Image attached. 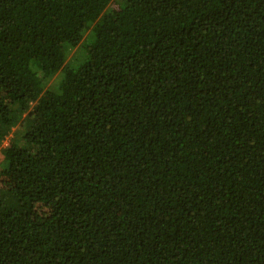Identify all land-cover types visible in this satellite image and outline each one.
<instances>
[{
	"label": "trees",
	"instance_id": "trees-1",
	"mask_svg": "<svg viewBox=\"0 0 264 264\" xmlns=\"http://www.w3.org/2000/svg\"><path fill=\"white\" fill-rule=\"evenodd\" d=\"M19 122L0 264H264V0H0Z\"/></svg>",
	"mask_w": 264,
	"mask_h": 264
},
{
	"label": "rangeland",
	"instance_id": "rangeland-1",
	"mask_svg": "<svg viewBox=\"0 0 264 264\" xmlns=\"http://www.w3.org/2000/svg\"><path fill=\"white\" fill-rule=\"evenodd\" d=\"M74 51V50H73ZM60 79V73H57L55 75H53L44 85V92L46 93V97L47 99H53L55 97V91H56V87H57V83ZM20 122L13 125L12 127L8 128V130L6 131V135L5 137L0 140V172L2 171V169L5 168V155L6 152L9 150L11 142L13 141V139L18 140L20 143H22V139L20 137ZM19 133V135H18ZM10 183V178L5 175V173H0V199H2L5 195L6 192V187L7 185Z\"/></svg>",
	"mask_w": 264,
	"mask_h": 264
}]
</instances>
